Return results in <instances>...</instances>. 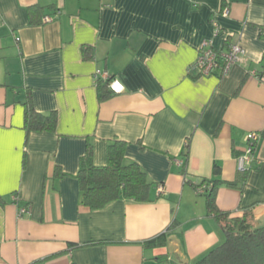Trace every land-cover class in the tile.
Masks as SVG:
<instances>
[{
	"label": "crops",
	"instance_id": "1",
	"mask_svg": "<svg viewBox=\"0 0 264 264\" xmlns=\"http://www.w3.org/2000/svg\"><path fill=\"white\" fill-rule=\"evenodd\" d=\"M204 40L244 55L199 77L188 70ZM263 57L264 0H0V264H196L224 241L196 189L214 164L237 180L249 133L261 137L254 169L219 188L216 206L263 228ZM104 74L124 91L99 101ZM27 102L56 113L54 132L26 129ZM113 142L149 200L92 211L80 162L90 144L106 166ZM162 234L164 246H144Z\"/></svg>",
	"mask_w": 264,
	"mask_h": 264
},
{
	"label": "trees",
	"instance_id": "2",
	"mask_svg": "<svg viewBox=\"0 0 264 264\" xmlns=\"http://www.w3.org/2000/svg\"><path fill=\"white\" fill-rule=\"evenodd\" d=\"M264 67V57L261 60ZM260 73L259 76H262ZM98 100L103 101L111 96L107 85L97 82ZM57 124L55 112L41 115L34 111L30 102L25 104V127L29 131L54 132ZM264 134V131H263ZM263 136V135H262ZM187 147V146H186ZM121 142H113L108 147L107 164L96 167L93 164V150L87 145L76 176L80 187V205L92 211L106 208L121 198L134 203H145L149 200L151 184L136 163H123ZM187 157V153H185ZM247 171H238L234 182H224L220 177V167L213 166V179L203 181L205 192L202 195L209 214H214L221 224L224 241L199 259L196 264H264V227L251 230L250 214L242 219L229 222L228 215L221 213L216 206V195L219 188H238L245 181ZM166 244V234L144 243L145 247H162Z\"/></svg>",
	"mask_w": 264,
	"mask_h": 264
},
{
	"label": "built area",
	"instance_id": "3",
	"mask_svg": "<svg viewBox=\"0 0 264 264\" xmlns=\"http://www.w3.org/2000/svg\"><path fill=\"white\" fill-rule=\"evenodd\" d=\"M44 23L50 22V17L43 19ZM244 55V49L239 44H232L225 51H215L210 41L204 40L199 49V55L195 63L189 68V73H196L199 77H208L213 75L216 70H220L224 76L236 64H238ZM101 80L106 83L107 89L111 95H120L124 91V87L114 78L107 75H101ZM260 135L249 133L246 136V147L243 154L237 158V167L239 171H247L254 169L256 164L255 149L260 139ZM162 192V188L159 187ZM196 192L203 195L205 186H198ZM27 212V209H21L20 214Z\"/></svg>",
	"mask_w": 264,
	"mask_h": 264
}]
</instances>
